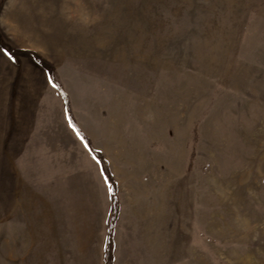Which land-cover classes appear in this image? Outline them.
Returning a JSON list of instances; mask_svg holds the SVG:
<instances>
[{
    "label": "rangeland",
    "instance_id": "rangeland-1",
    "mask_svg": "<svg viewBox=\"0 0 264 264\" xmlns=\"http://www.w3.org/2000/svg\"><path fill=\"white\" fill-rule=\"evenodd\" d=\"M44 65L162 264H264V0H0V264H96L109 187Z\"/></svg>",
    "mask_w": 264,
    "mask_h": 264
},
{
    "label": "crops",
    "instance_id": "crops-1",
    "mask_svg": "<svg viewBox=\"0 0 264 264\" xmlns=\"http://www.w3.org/2000/svg\"><path fill=\"white\" fill-rule=\"evenodd\" d=\"M120 201L121 212L115 229L114 264H162V247H158L157 235L155 237L151 234L149 238L147 216L129 206L124 201L121 190ZM108 218L109 212H106L96 264H104Z\"/></svg>",
    "mask_w": 264,
    "mask_h": 264
},
{
    "label": "trees",
    "instance_id": "trees-1",
    "mask_svg": "<svg viewBox=\"0 0 264 264\" xmlns=\"http://www.w3.org/2000/svg\"><path fill=\"white\" fill-rule=\"evenodd\" d=\"M38 62L40 64L42 63L39 59ZM44 67L49 75L51 85L55 88L62 99L65 118L69 127L84 144L91 157L96 161L101 174L104 177L107 186L109 187L112 204L110 210L111 215L107 224V239L105 245L104 264H114L115 229L119 222L121 212L119 183L112 171L109 160L105 157L102 151L94 146L92 139L88 135H86V133H84V131L79 126V123L74 114L71 97L66 92L62 83L57 79L55 71L48 65H44Z\"/></svg>",
    "mask_w": 264,
    "mask_h": 264
}]
</instances>
